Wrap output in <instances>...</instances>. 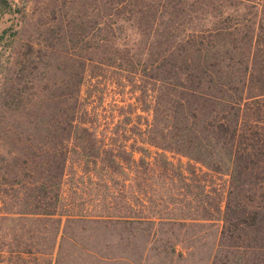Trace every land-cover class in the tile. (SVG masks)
<instances>
[{"label":"trees","instance_id":"obj_1","mask_svg":"<svg viewBox=\"0 0 264 264\" xmlns=\"http://www.w3.org/2000/svg\"><path fill=\"white\" fill-rule=\"evenodd\" d=\"M39 1L0 0V264H172L217 224L207 264H264V0ZM87 76L137 92L113 126Z\"/></svg>","mask_w":264,"mask_h":264},{"label":"rangeland","instance_id":"obj_2","mask_svg":"<svg viewBox=\"0 0 264 264\" xmlns=\"http://www.w3.org/2000/svg\"><path fill=\"white\" fill-rule=\"evenodd\" d=\"M21 2L27 1L30 8H34L35 17L38 18L41 10L42 3L39 0H20ZM27 26L25 33H35L37 31V25L34 23L36 18ZM9 24V21H3L0 24V28ZM24 33V34H25ZM37 33V32H36ZM35 33V34H36ZM11 49H1L0 50V61L4 63L3 67L7 66V58L10 56ZM92 69V68H91ZM6 72L0 74V78H5ZM101 82L97 81V79H92L87 76L85 83L83 85L82 94L85 97V100L88 104L94 105L99 112L102 114V123L106 127L113 126V122L117 121L120 118V110L119 106L116 105L115 102L119 104H125L126 102H134L136 100L137 92L132 91L130 83L125 86L123 90L121 86L114 85L111 81L107 82L106 78L101 77ZM125 99V101L123 100ZM131 108L128 106L125 110H130ZM139 112L143 113V116L151 118V115L147 112H143L139 110ZM123 117V115H122ZM125 117V116H124ZM137 120V116L135 117V121ZM144 120V119H143ZM3 129H0V134L4 136ZM2 144L0 143V155L7 156V148L8 143L6 139H2ZM0 141V142H1ZM219 225H214L209 228H205L204 235H206V239H201L196 242V246L190 250V252L186 251L185 247L180 244V249L185 251V257L176 258L174 263L172 264H207L208 256L210 254V246L213 244L216 235L218 234ZM159 260L157 258L150 259V264H158Z\"/></svg>","mask_w":264,"mask_h":264}]
</instances>
